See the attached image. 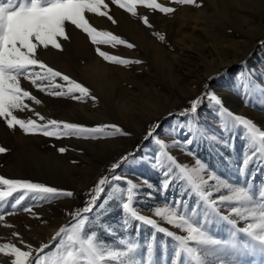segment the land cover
Listing matches in <instances>:
<instances>
[{
	"label": "rangeland",
	"instance_id": "1",
	"mask_svg": "<svg viewBox=\"0 0 264 264\" xmlns=\"http://www.w3.org/2000/svg\"><path fill=\"white\" fill-rule=\"evenodd\" d=\"M214 1L217 4L216 10ZM220 1L221 3H218ZM225 1L232 3V7L229 5L226 8L230 10L227 16L232 19L224 20L223 18L218 25L211 23L208 17L211 15L214 17L218 10L222 18L221 12L223 11L221 10ZM252 1L196 0V4L200 5L197 7L196 5H179L173 0H157L162 7H171L175 11L164 14L158 10L137 5L136 14L133 15L113 4L112 0H104L107 9L102 10H106L107 14L116 21L115 23L109 20L107 15L96 16L92 13H85L91 26L98 31L111 32L123 39L126 44H133L134 47L131 49L126 44L115 47L104 44L93 45L86 34L75 29L74 26L66 25L67 33L71 28L82 34L94 56L100 58L113 71L115 86L119 88L115 94L116 101L120 102L118 105H111L112 103L99 94L95 87L87 85V81L77 70L78 66L83 65L79 55V51L82 52L83 49L76 48L69 39L60 41L64 49L62 52L51 48L39 49L38 59L86 87L91 96L96 99L93 101L91 98H85L83 101H78L69 97L50 96L38 91L30 81L22 79L21 86L41 103L37 105L34 101L25 100L29 108L23 112L15 111L14 115L17 118L33 119L39 123L54 119L89 127L112 124L120 127L129 135L122 136L117 133L114 136H101L97 139L76 137L53 139L42 135H24L18 126L9 130L0 118V128L3 132L2 134L0 132V147L7 150L0 154V176L39 182L74 193L73 197H58L51 201H37L29 194L15 212L11 209V204L21 193H13L12 196L0 201V213L5 217L3 221H0V245L10 243L20 247L21 250H28L25 245L33 246V243H37L38 238L44 237L55 223L62 221L61 227H71L75 223L71 213L84 205L86 194L101 177L111 175L109 169L112 163L131 152L133 153L131 160L122 164L115 173L122 180L112 181L107 186L101 202L107 201L108 203L104 209L98 207L92 214H89L90 223L86 225V231L94 234V239L98 237L99 240L106 242V247L110 249L124 250L125 246L119 243L120 239L138 241L140 248L134 256L139 258L142 264L148 260L147 244L153 243V264H170L175 242L163 233H156L151 226L134 221L129 215L123 213L122 203L126 198L127 181H132L136 185L134 191L137 195L134 197V208L138 214L154 219L158 226L165 227L178 235H186L155 215L156 208L165 206V202L178 198L181 192L190 191V188L186 183L180 182L179 185L170 187L167 192L162 190V174L153 167V158L158 151V144L151 139L144 140L149 127L160 122L163 126L162 131L168 133L173 127L189 120L188 115H181V113L189 106L193 98L205 91V84L210 81L211 91L223 99L228 109L233 113L250 118L261 130H264V7L262 6L258 11L257 7L251 4ZM244 2L248 4L242 6ZM214 10L215 13H213ZM219 16L217 13V17ZM237 16H244V20L248 21L241 27L237 26L239 22L236 19ZM145 17L151 27L143 23ZM195 22V47L203 50L204 58L193 51L178 50L175 44L177 33H189L187 27L190 28ZM129 27H132L131 32L136 29L137 32L145 34L149 40L162 46L166 52L163 72L159 73V65L155 59L148 58L145 52L138 49L141 45L129 36H132L128 31ZM160 36L164 37L163 41L159 39ZM212 43L224 44L222 53L215 48L212 50L208 48ZM97 47L110 55H116L129 61L139 60L141 63L133 62L125 66L107 62L97 54ZM120 50H125L127 53L124 54ZM46 52L58 54L61 60L46 58L42 54ZM237 56L239 58L236 59ZM222 59L231 64L226 68L216 67L209 75L214 65L205 66L206 61L216 60L217 63H221ZM63 64L68 65L72 73L63 71L61 68ZM242 81H250L255 85L252 95L248 97L247 105L244 103L245 94ZM55 82L67 87L59 78ZM43 84L46 85L47 81ZM123 102L126 104L127 111L118 107ZM37 113L44 117L43 121L38 120ZM194 119L198 126L206 130L208 134H219V118L216 115V109L207 99L202 103ZM173 135L176 134L173 133ZM239 135L240 130L237 129L234 149L208 139L198 138L190 146L191 152L194 153L193 156L183 154V145L170 144L171 154L176 155L179 161L187 162L189 166H194V161L198 157L208 166V169L233 185H246L251 181L253 192L256 194L257 190L264 186V163L256 161L248 167L244 175L240 173L244 142L239 139ZM165 139L168 142V137ZM61 147L66 149L63 154L57 151ZM207 174V172L203 173L205 178ZM209 183L215 184V181ZM5 190L3 186H0V191ZM222 194L230 193L227 189L221 188L219 192L214 193L212 198L215 199ZM188 200L189 208L195 205L194 195L188 197ZM26 206H32L31 213L22 210ZM237 206L228 204L221 208V214L229 215L231 208ZM9 212L13 214L9 215ZM213 219L214 223L209 226L211 234L217 238L228 239L232 231L231 227L227 222L215 217ZM230 219H235L238 226L247 223V221H241L235 214H230ZM124 220L128 223L124 224ZM137 225H140L139 228ZM59 229L60 227L57 231ZM53 237L43 243L50 245L43 253H40L46 259L50 258L59 246L61 238L57 237L53 240ZM63 238L66 239V236ZM240 238L246 239L242 236ZM36 254L34 252L33 256ZM1 255L2 253L0 257ZM242 259L245 264H261L259 256ZM127 261L128 257H121L117 261L105 260L104 264H127Z\"/></svg>",
	"mask_w": 264,
	"mask_h": 264
},
{
	"label": "snow or ice",
	"instance_id": "2",
	"mask_svg": "<svg viewBox=\"0 0 264 264\" xmlns=\"http://www.w3.org/2000/svg\"><path fill=\"white\" fill-rule=\"evenodd\" d=\"M173 2L179 5L200 6L196 4V0H173ZM112 3L133 15L136 14L137 5L158 10L164 14L175 11L171 7H162L157 0H112ZM102 9H107L104 0H0V118L9 130L18 126L24 135H42L53 139L69 137L97 139L101 136H114L117 133L122 136L129 135L112 124L89 127L54 119L39 123L33 119H19L14 115L17 110L23 112L29 108L25 100L34 101L37 105L41 103L21 86L22 79L30 81L38 91L50 96L69 97L78 101L91 98L95 101L96 98L91 96L86 87L38 59V50L51 48L64 51L60 41L70 38L66 25L74 26L75 29L86 34L93 45L104 44L113 47L125 45L126 42L123 39L109 31H98L86 19L85 13L96 16L107 15L108 19L115 23L112 16ZM143 23L151 27L146 17ZM159 39L163 41L164 37L160 36ZM126 46L129 49L134 47L131 43H127ZM96 52L105 61L117 65L141 63L139 60L129 61L110 55L101 51L99 47L96 48ZM37 68L39 71H35ZM57 78L67 87L56 83ZM45 81H47L46 85L43 84ZM254 86L253 82L242 81L246 105ZM76 93L79 95H75ZM205 99L216 109V115L219 118V134H208L194 119ZM36 115L39 121L44 120V117L39 116L38 113ZM181 115H188L190 119L173 127L168 133L163 132L162 124L157 122L149 127L144 140L151 139L158 144V151L153 158V167L162 174V190L167 192L170 187L179 185L180 182L186 183L190 188V191L181 192L178 198L165 202V206L155 210L157 217L166 220L167 224L180 229L186 235H178L165 227L158 226L154 219L138 214L134 208L136 185L132 181H127L126 198L122 203L123 213L129 215L134 221L151 226L156 233H163L175 242L170 264H245L243 257L256 256L261 257V264H264V186H261L254 194L251 181L246 185H233L208 169V166L198 157L194 161V166H189L187 162H181L176 155L171 154L170 149V144L183 145V154L193 156L190 146L198 138L208 139L234 149L236 130L239 129V139L244 142L239 170L244 175L252 163L256 161L264 163V130H261L250 118L228 109L223 99L211 91L210 81L205 84V91L193 98ZM108 129L111 131H107ZM165 137H168V142ZM6 151L5 148L0 147V154ZM57 151L63 154L66 149L61 147ZM132 157L133 153L130 152L112 163L109 169L111 175L101 177L86 194L84 205L71 213L75 223L71 227H60L53 237V240L57 237L61 239L57 251L50 258L46 259L40 255L50 247L48 244H41L36 249H33L31 245H25L28 250H21L15 244L5 243L0 245V253L4 257L11 258L10 264H104L105 260L117 261L121 257H128L127 264H142V261L134 256L140 248L138 241L120 239L119 243L124 245L125 249H110L106 247V242L99 240L98 237L94 239V234L86 231V225L90 223L89 214L98 207L104 209L108 203L101 202L107 186L112 181L122 180L115 174L116 170L122 164L129 162ZM73 163L77 162L73 161ZM205 172L208 173L207 178L203 175ZM210 181H215V184H210ZM0 186L6 189L0 191V201L12 196L13 193H21L11 204L13 212L22 205L29 194L37 201H51L58 197L74 195L72 191L60 190L43 183L8 179L3 176H0ZM221 188L227 189L230 194L218 195L213 199L214 193L219 192ZM193 195L196 197V202L189 208L188 197ZM228 204L238 205L231 208L230 214H235L241 221H247L246 224L238 226L235 219H230V214H221V208ZM22 210L31 213L32 206L23 207ZM13 212L8 214L11 215ZM214 217L227 222L231 227L232 231L228 239L217 238L211 234L209 226L214 223ZM4 218V214L0 213V221ZM127 223V220H124V224ZM139 226L137 225V228ZM62 234L66 236V239ZM13 235L17 234L13 233ZM241 236L246 239H241ZM33 252L37 254L33 256ZM153 252L154 244L148 243V260L145 264H153ZM5 264H8V261H5Z\"/></svg>",
	"mask_w": 264,
	"mask_h": 264
},
{
	"label": "bare ground",
	"instance_id": "3",
	"mask_svg": "<svg viewBox=\"0 0 264 264\" xmlns=\"http://www.w3.org/2000/svg\"><path fill=\"white\" fill-rule=\"evenodd\" d=\"M224 1V0H223ZM240 1V0H239ZM242 2V1H241ZM218 3H221L218 2ZM225 5L223 6L222 10V18H221V14L219 13V10L216 12L215 10L217 9V4H215V1L213 2L214 4V11L213 13L216 12V15L214 17H212V15L210 17H208L209 21H211V23H215V25H218V22H220V20H222L224 18L227 20H230L232 18H230L229 16H227L228 11H230L229 9H226L227 6H231L232 3H228L227 1L224 2ZM239 3V2H238ZM248 3L244 2L243 5H247ZM253 5H255L257 7V10L260 11L259 9H261V7H264V1L263 0H253L252 3ZM249 6V5H248ZM232 7V6H231ZM234 7V5H233ZM235 8V7H234ZM217 13L218 15H220L219 17H217ZM244 13V12H243ZM183 15V14H182ZM237 21H239L237 23V26H242L244 23L246 24V22L248 21L247 19H245L244 16H237ZM223 20V21H224ZM195 21V20H194ZM221 21V23L223 22ZM244 21V22H243ZM210 24V23H209ZM252 24V23H251ZM134 25V24H133ZM133 25H131L133 27ZM234 25V24H233ZM190 26V25H189ZM107 27V26H106ZM132 27H129L130 29L128 31L131 32ZM187 27V26H186ZM179 29V28H178ZM177 29V30H178ZM187 29H189V33L186 32H180L177 33V38H176V46L178 50H187V51H193L195 52L198 56L204 58V52L203 50H199L197 47H195L196 45V22L192 24V26L189 28L187 27ZM182 31V30H181ZM246 32V31H245ZM132 36L129 35L132 40L134 42H136L137 44H140L141 46H138L140 50H142L143 52L146 53V56L150 59H155L156 63L159 65L158 67V71L159 73L163 72L164 70V62L166 60V52L165 50L162 48L161 45H159L158 43L153 42L152 40H149L145 34L143 33H139L136 31V29H134V31L131 32ZM68 35H69V41L71 43H73V45L78 48V49H83V51H79L77 49V51H79V55L82 58L83 61V65L78 66L77 70L80 73V75L87 81V85L89 84L90 86L92 85V87H95V89L97 90V92L99 94H101L102 96H104V98L107 101H110V103H112L111 105H118V101H116V93L119 90V88L117 86H115L114 80L115 78H113V71L111 70V68H109L107 66V64H105L103 61H101L100 58L95 57L92 50L90 49V46H88V44L86 43L85 37L74 31L73 29L69 28L68 30ZM183 35V36H182ZM223 42V41H222ZM161 43V42H160ZM198 43V42H197ZM163 44V43H162ZM236 44V43H235ZM234 44V45H235ZM68 45V44H67ZM136 45V44H135ZM224 44L220 43L219 45L216 43H212V45H209L208 48L212 49H216L217 51H221L224 48L223 46ZM89 47V48H88ZM112 47V46H111ZM207 48V47H206ZM230 48V47H229ZM107 49V48H106ZM204 49V48H203ZM231 49V48H230ZM121 51V50H120ZM122 53L126 54L127 52L121 51ZM44 54L43 56H45L46 58L52 59V60H59L60 56H58V54L55 53H51V52H46V53H42ZM123 54V55H124ZM186 54V53H185ZM84 56V57H83ZM183 56V55H182ZM175 57V56H174ZM59 58V59H58ZM239 58V56L236 57V59ZM226 59V58H225ZM225 59H222L221 63H217L216 60L211 61V62H207V65L205 66H209L212 64V70L210 71V73H208L209 75L212 74V72L216 69V67H228L231 63H228L225 61ZM61 60V59H60ZM70 62V61H68ZM63 63V62H62ZM204 63V62H203ZM247 66V65H245ZM62 70L65 72H69L72 73V69L68 66V65H62L61 66ZM209 71V70H208ZM115 72V69H114ZM170 72V71H169ZM111 73V74H110ZM117 73V72H116ZM124 73V72H123ZM207 73V72H206ZM207 74V75H208ZM172 72H171V77H172ZM208 75V76H209ZM116 76V75H115ZM175 82V81H174ZM94 90V89H93ZM144 104V103H143ZM120 108H123V110L127 111V107L126 104L123 102L121 104H119ZM81 110V109H80ZM1 128H0V132H1ZM3 132H1L2 134ZM90 177V176H89ZM91 180V179H90ZM89 181V180H88ZM87 183V182H86ZM85 185V184H84ZM82 185V186H84ZM80 187H78L79 189ZM77 190V189H76ZM82 190V189H81ZM66 211V210H65ZM57 222V221H56ZM63 225L62 221H59L58 223H55L54 225H52V228L50 230L47 231V234L44 237H40L38 238V242L37 243H33V246H31L33 249L38 248L41 244L45 243L46 241H48L50 238H52L54 236V234L57 232L58 228L61 227ZM34 254V252H33ZM1 262L0 264H5V261H8V264H10V259L11 258H7L4 257L3 254L1 255Z\"/></svg>",
	"mask_w": 264,
	"mask_h": 264
}]
</instances>
